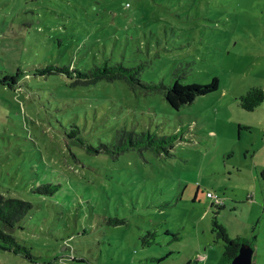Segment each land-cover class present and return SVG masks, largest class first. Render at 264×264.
I'll return each instance as SVG.
<instances>
[{"label": "rangeland", "instance_id": "rangeland-1", "mask_svg": "<svg viewBox=\"0 0 264 264\" xmlns=\"http://www.w3.org/2000/svg\"><path fill=\"white\" fill-rule=\"evenodd\" d=\"M105 61L144 65L146 82L217 77L219 87L176 110L123 81L73 87L34 74ZM18 70V84L1 83ZM254 87L264 90V0H0V194L33 204L13 232L33 260L0 241V264H217L215 219L255 243L264 100L239 104ZM120 127L178 139L160 154L113 157L70 137L79 128L98 147ZM48 184L54 195L35 191Z\"/></svg>", "mask_w": 264, "mask_h": 264}, {"label": "trees", "instance_id": "trees-1", "mask_svg": "<svg viewBox=\"0 0 264 264\" xmlns=\"http://www.w3.org/2000/svg\"><path fill=\"white\" fill-rule=\"evenodd\" d=\"M143 67L144 65L127 67L120 62L111 64L105 61L99 65L94 64L91 68L83 71L72 68L71 66L49 65L45 68L35 69L34 74L39 76L63 74L70 80V85L73 87L94 86L102 81H123L132 90H140L146 94L153 92L164 93L168 104L176 110L193 103L198 96L216 91L219 87V80L217 77H214L207 84H183L177 77H175L171 84H165L163 82L159 84L146 82L140 78ZM23 74L24 73L18 70L16 73L6 75L1 83H8L9 86H14L18 84ZM263 100V88L254 87L240 97L239 104L243 109L253 111ZM79 131V128L72 129L70 137L74 138L82 147L96 154L104 153L113 157H117L129 150H136L140 153L145 150H152L160 154V151L166 150L167 146L172 148L171 144L178 139V135L157 136L155 133L153 134L149 131L137 133L125 127H120L114 131V134H116V141L113 144L101 143L98 147H94L85 143L79 137ZM56 190L57 186L48 184L38 187L35 191L41 195L52 196L55 194ZM213 207H218L220 209L225 208L223 204H214ZM32 209L33 204L29 201L20 198L6 197L0 194V241L4 244L2 248L8 251L12 250L15 253H25L30 260H33L30 251L20 244L19 240L13 235V232L17 228L24 229L21 223ZM214 227L218 238L224 243V253L217 264H230L232 259L238 254L241 245L247 241L241 236L230 238L226 229L219 224L216 219L214 221Z\"/></svg>", "mask_w": 264, "mask_h": 264}, {"label": "water", "instance_id": "water-1", "mask_svg": "<svg viewBox=\"0 0 264 264\" xmlns=\"http://www.w3.org/2000/svg\"><path fill=\"white\" fill-rule=\"evenodd\" d=\"M253 256L254 248L249 243H243L230 264H253Z\"/></svg>", "mask_w": 264, "mask_h": 264}, {"label": "crops", "instance_id": "crops-1", "mask_svg": "<svg viewBox=\"0 0 264 264\" xmlns=\"http://www.w3.org/2000/svg\"><path fill=\"white\" fill-rule=\"evenodd\" d=\"M259 221L264 219L260 217ZM255 240V243L247 241L254 248L253 264H264V231L260 235L256 234Z\"/></svg>", "mask_w": 264, "mask_h": 264}, {"label": "built area", "instance_id": "built-area-1", "mask_svg": "<svg viewBox=\"0 0 264 264\" xmlns=\"http://www.w3.org/2000/svg\"><path fill=\"white\" fill-rule=\"evenodd\" d=\"M208 197L213 199V202L216 205H222L224 203L222 199H220L219 197L215 196L214 194L210 192L208 193Z\"/></svg>", "mask_w": 264, "mask_h": 264}]
</instances>
